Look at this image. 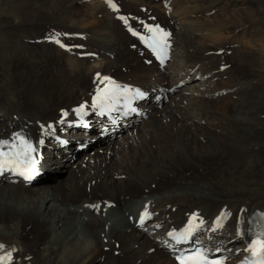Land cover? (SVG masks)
Listing matches in <instances>:
<instances>
[{"label": "bare ground", "instance_id": "1", "mask_svg": "<svg viewBox=\"0 0 264 264\" xmlns=\"http://www.w3.org/2000/svg\"><path fill=\"white\" fill-rule=\"evenodd\" d=\"M115 2L119 12L101 0H0V43L15 64L14 86H0V139L49 137L48 124L61 114L71 120L106 76L168 95L148 100L146 117L114 135L75 138L104 139L95 149L90 141L76 151L75 140L58 151L59 165L70 167L64 180L52 163L31 186L3 179L0 254L10 264H173L162 243L194 214L205 243L238 259L250 215L264 212V191L234 194L228 183L226 194L220 181L247 166L254 183L264 170V0ZM122 13L155 16L173 30L171 66H145L129 49L136 43L115 20ZM55 33L82 34L70 40L81 51L46 42ZM138 210L152 216L145 231L131 222Z\"/></svg>", "mask_w": 264, "mask_h": 264}, {"label": "snow or ice", "instance_id": "2", "mask_svg": "<svg viewBox=\"0 0 264 264\" xmlns=\"http://www.w3.org/2000/svg\"><path fill=\"white\" fill-rule=\"evenodd\" d=\"M106 2L110 3V0H106ZM110 6L115 9L114 4H110ZM149 31H152L154 33V37L157 39L161 51H166L168 47L167 44L168 34L160 31L159 29H149ZM57 43H59V41H57ZM60 46L63 47L64 45L61 44ZM98 78H99V74H98ZM124 91H128V89L125 88ZM137 95H140V93L137 92ZM99 100H100V96L98 94L96 101L99 102ZM83 107L84 106H81L79 109L75 110L78 115L83 114ZM48 127L51 128L52 126L49 125ZM16 139L18 141V144L6 145L7 147L10 148V151L8 152L0 151V168H3L6 165H15L17 170H20L21 174L25 175L26 179H30L31 177L29 175H26V173L35 172V160L32 158L31 155L33 152H35V148L31 143H29L27 140L19 136H17ZM42 142L43 141H41V143ZM20 165H24L25 167L21 170ZM221 215L223 216V213ZM143 219L144 216L141 217V221H143ZM194 219L195 217L193 218V220ZM216 223L217 226H220L219 218ZM193 231H194L193 221H190L189 227L186 228L183 232L179 233L178 235L169 233V235L172 236L174 239H176L178 242L181 240L186 241ZM250 251L253 257H260V259L258 261H255L254 264H264V238L258 239ZM202 259L203 257L198 253L196 256L181 258L180 264H200V261Z\"/></svg>", "mask_w": 264, "mask_h": 264}, {"label": "rangeland", "instance_id": "3", "mask_svg": "<svg viewBox=\"0 0 264 264\" xmlns=\"http://www.w3.org/2000/svg\"><path fill=\"white\" fill-rule=\"evenodd\" d=\"M165 6L167 7V5H165ZM218 12L219 11L214 10V12H212V15L211 16L213 17V16H216V15L217 16L220 15ZM199 18H201V16H199ZM214 30H217L218 34H221V32H222V29H219V28L214 29ZM202 33L200 31V33L197 32L196 35L197 36H201V35L210 36L208 34H202ZM241 40L242 39H239V42H241ZM241 43L244 44V41L241 42ZM30 63H31V61L28 62V64H30ZM31 66L35 67L36 66V63L34 62L33 64H31ZM13 68L15 69L14 62L9 59V56L6 53L5 48L0 43V70H1L0 71V86L6 85L4 89H11L14 86L15 77L13 76V73H12L14 71ZM29 71H32V69L30 68V65H29L28 72ZM121 71L124 72V69H121ZM12 83H13V85H12ZM181 84L182 83H179V85H181ZM185 87H187V84L184 85V86H182V87H180V89H183ZM225 94H227V92H225ZM225 94L223 96H225ZM21 96L22 95H18V98H20ZM232 100H237V99H234L233 98ZM95 135H96V133H95ZM94 141L95 142H92L94 144L91 143L90 150L95 149L96 146L97 147L100 146V144H102L104 142V139L100 143H96L97 139L94 140ZM74 142H75V140L71 141L70 142V145L71 146H74V144H75ZM61 157H64V156L61 155ZM62 159L64 160V158H62ZM64 162L65 161H63V163ZM59 163H62V162H57V166L56 167H53L51 169V171L53 170L52 171V174H53V176H54L55 179H57V180L58 179L59 180H64L66 178V176L68 175L67 173L69 172L70 167L69 166H63V165L61 166V165H59ZM238 173L235 176H233L232 178L225 177L223 180L220 181L221 182V185H222L221 188H220V190L222 192H224L226 194L229 193V192H227L225 190V188L223 189V187L226 186L228 183L237 184L236 187H235V189L232 191L234 194H236V193L237 194H239V193L240 194H245V193L249 192V190L250 191H253V193H257V192L264 191V170L259 171V176H258L259 181L254 182V183H250L249 175H251V172L249 173V171L247 169V166L244 169H241L240 172H238ZM210 184H213V183H210ZM117 255H114V256L116 257Z\"/></svg>", "mask_w": 264, "mask_h": 264}]
</instances>
